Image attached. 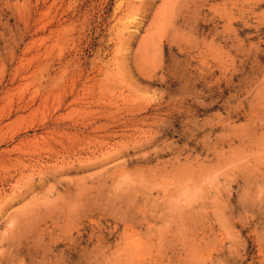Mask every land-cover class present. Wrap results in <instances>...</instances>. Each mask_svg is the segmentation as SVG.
Returning <instances> with one entry per match:
<instances>
[{
    "label": "rangeland",
    "instance_id": "1",
    "mask_svg": "<svg viewBox=\"0 0 264 264\" xmlns=\"http://www.w3.org/2000/svg\"><path fill=\"white\" fill-rule=\"evenodd\" d=\"M0 264H264V0H0Z\"/></svg>",
    "mask_w": 264,
    "mask_h": 264
},
{
    "label": "bare ground",
    "instance_id": "2",
    "mask_svg": "<svg viewBox=\"0 0 264 264\" xmlns=\"http://www.w3.org/2000/svg\"><path fill=\"white\" fill-rule=\"evenodd\" d=\"M78 97V96H77ZM74 101V100H73ZM75 102V101H74ZM106 105V104H105ZM108 108V107H107ZM73 111H75V110H73ZM96 121V120H95ZM95 121H90V122H86V123H84V124H82L81 126L82 127H80V128H82V129H84V130H86V129H89L90 131L89 132H92V133H94V132H97L99 129L101 130V128H100V126L99 127H97L96 126V122ZM63 133V132H62ZM65 133V132H64ZM90 134V133H89ZM107 134V133H106ZM71 135H73V134H71ZM69 137V136H68ZM71 137V136H70ZM68 139V138H67ZM86 141V140H85ZM89 141V140H88ZM91 141V140H90ZM58 144H60V143H58Z\"/></svg>",
    "mask_w": 264,
    "mask_h": 264
}]
</instances>
